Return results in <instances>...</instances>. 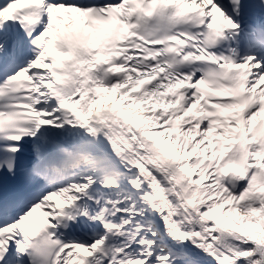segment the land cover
I'll use <instances>...</instances> for the list:
<instances>
[{
    "label": "snow or ice",
    "instance_id": "1",
    "mask_svg": "<svg viewBox=\"0 0 264 264\" xmlns=\"http://www.w3.org/2000/svg\"><path fill=\"white\" fill-rule=\"evenodd\" d=\"M0 264H264V0H0Z\"/></svg>",
    "mask_w": 264,
    "mask_h": 264
},
{
    "label": "bare ground",
    "instance_id": "2",
    "mask_svg": "<svg viewBox=\"0 0 264 264\" xmlns=\"http://www.w3.org/2000/svg\"><path fill=\"white\" fill-rule=\"evenodd\" d=\"M177 132H179L180 131V129L179 128H177V129H175ZM193 134V133H192ZM231 167L232 166H228V168H226V169H224V171L225 172H227V171H229V170H231ZM52 200H53V202L55 201V200H58V199H60V197H52L51 198ZM48 208V206L47 205H44V206H42V208L41 209H37L33 214H34V217H36V218H43V217H46V209Z\"/></svg>",
    "mask_w": 264,
    "mask_h": 264
},
{
    "label": "rangeland",
    "instance_id": "3",
    "mask_svg": "<svg viewBox=\"0 0 264 264\" xmlns=\"http://www.w3.org/2000/svg\"><path fill=\"white\" fill-rule=\"evenodd\" d=\"M188 135H189V136H194L195 134H194V133H193V134H192V133H189ZM223 150H224V149H223V147L221 146L220 151H223ZM60 199L63 200L62 197H60ZM47 206H48V208H49V207H51V206H53V205H47Z\"/></svg>",
    "mask_w": 264,
    "mask_h": 264
}]
</instances>
